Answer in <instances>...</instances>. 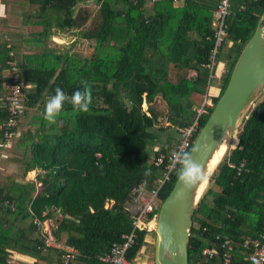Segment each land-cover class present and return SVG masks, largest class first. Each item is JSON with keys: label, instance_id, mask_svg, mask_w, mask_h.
Masks as SVG:
<instances>
[{"label": "trees", "instance_id": "trees-1", "mask_svg": "<svg viewBox=\"0 0 264 264\" xmlns=\"http://www.w3.org/2000/svg\"><path fill=\"white\" fill-rule=\"evenodd\" d=\"M136 1L24 0L21 7L27 12L23 10L21 19L27 30L0 28V125L8 115V60L18 62L22 81L29 86L20 134L12 145L23 153L22 159L15 156L17 169H6L0 176V264H13L9 261L15 255L34 260L19 264H60V249L41 250L45 233L34 218L56 219L55 240L79 252L73 264H105L101 257L132 231L125 203L135 188L156 186L162 170L152 161L170 154L177 144L166 135L168 129L178 132L191 125L199 105L191 97L203 98L207 88L210 91L206 64L215 43V2L185 0L176 5V0H168L152 4L149 13L148 0ZM89 2L98 7L92 28L87 27L92 14L78 9ZM263 13L264 0L231 1L226 30L232 47L222 59L228 69L224 91ZM62 37H77L92 53L62 49L53 41ZM162 71L172 76L158 79ZM85 81L91 86L90 111L75 112L65 104L56 122H48L44 106L56 88L70 96L82 90ZM220 97H214L215 102ZM159 101L165 103L166 113L158 110ZM212 111L202 118L203 126ZM237 133V146L221 159L195 210L189 264H222L225 251L219 242L211 261L206 263L202 256L218 235L235 246L232 264H248L243 241L264 234V92ZM3 142L0 130V156L12 148H3ZM35 167L43 173L31 182L27 174ZM176 180L162 191L163 201ZM146 237L141 231L130 249L133 263L147 245Z\"/></svg>", "mask_w": 264, "mask_h": 264}, {"label": "built area", "instance_id": "built-area-1", "mask_svg": "<svg viewBox=\"0 0 264 264\" xmlns=\"http://www.w3.org/2000/svg\"><path fill=\"white\" fill-rule=\"evenodd\" d=\"M129 1L134 5H137L136 0ZM151 1L156 3L164 0ZM231 1L232 0H217L214 21L215 32L213 37L215 43L210 51L208 63L206 64V67L209 69V85L216 77L215 72L218 66L220 52L227 42L228 33L226 30V22L231 16ZM5 39L8 43V47H10V38L5 36ZM10 55L12 56L13 54L11 53ZM7 65V74L10 83L7 84L8 94L4 102L8 115L5 123L0 125V130L3 132L4 138L2 146L5 149L10 148L19 137L20 117L24 109V94L29 87L22 81L21 69L18 62L15 59H10L8 60ZM227 74L228 69L225 67L221 72V76L224 77ZM215 104L216 102L214 98L209 96V88H207L202 102L196 108L197 115L193 123L178 128L180 138L178 143L172 148L171 153L181 149L189 151L193 148L197 136H199L198 134L203 127L201 120L206 114L210 113L215 107ZM171 153L159 155L152 161L155 167L162 170V175L156 180V186L148 190L143 187L135 188L132 192L131 198L125 203V209L133 220L132 231L123 234L120 241L113 243L109 252L101 257V260L105 264H134L128 258V253L130 249L136 245L139 233L141 231L150 233L157 230V209L160 208L163 203L161 193L165 187L173 183L175 177H177L178 166H173ZM244 164L245 161H243L238 168L237 175H240L242 172ZM5 204L10 206L12 211L15 210L14 205L10 204L8 201H6ZM34 224L45 233V246L44 248H41L42 251H45L48 248L60 249V251H62L60 264H73L77 260L79 257L78 250L73 246L56 241L52 235L53 233L45 227V221H40L39 219L34 218ZM216 242H219L220 244L218 245L225 251L222 264H232L235 246L231 240L223 239L219 235L216 236L215 241L212 242L210 246L205 247L202 251V256L205 258L206 263L211 261L218 253ZM243 247L246 248V251L248 252L245 258L248 264H264V234H261L256 239L244 240ZM9 263L12 262L9 261Z\"/></svg>", "mask_w": 264, "mask_h": 264}, {"label": "water", "instance_id": "water-1", "mask_svg": "<svg viewBox=\"0 0 264 264\" xmlns=\"http://www.w3.org/2000/svg\"><path fill=\"white\" fill-rule=\"evenodd\" d=\"M263 20L264 13L255 33L242 50L223 95L216 102L193 146L203 149L194 158L205 166L210 180L220 163L212 168L215 155L224 146L221 159L224 157L230 142L238 134L242 118L264 92ZM231 148L235 146L231 144ZM208 184L187 190L176 180L158 214L155 264H189L188 243L193 216Z\"/></svg>", "mask_w": 264, "mask_h": 264}, {"label": "crops", "instance_id": "crops-1", "mask_svg": "<svg viewBox=\"0 0 264 264\" xmlns=\"http://www.w3.org/2000/svg\"><path fill=\"white\" fill-rule=\"evenodd\" d=\"M167 1L168 0L162 1V2H167ZM184 1L185 0H176L175 1V4L178 5L180 2L182 3ZM212 1H214L215 4H216V6H217V0H212ZM23 2H24V0H1V4H0V28L1 29H3V28L6 29V28H18V27H22L25 30H27V26L23 24V20L21 19L22 15H23L22 12L24 10L21 7V4ZM148 2L149 3L147 5V9H148V12L150 13L152 11V4H154V3L151 0H148ZM81 7H83L84 9H87L88 12L92 14V17L98 11V7H96L95 4L93 5L92 2H89L87 4H82V5H80L78 7V9H80ZM24 12H27V10H24ZM214 21H215V12H214ZM90 22H91V20L88 23L89 25H90ZM87 27H88V25H87ZM54 39L57 40L58 38H54ZM67 39H68L69 42L66 41ZM77 40H78L77 37L63 38V41L67 42V44L70 43L72 45V47H70V48H72L73 51L79 52V53H82V51H83L82 54H88V55H90L92 53V49L90 47H88V45L86 43H83V45H80L81 44V41H77ZM221 62H223V61L221 60ZM223 63H225V62H223ZM195 75H196V72L191 71L189 76H191V77L193 76L194 77ZM171 76L172 75H171V73L169 71H162L159 74V78L158 79H167V78H170ZM219 77H220L221 80H223V76H221V73L219 74ZM201 98H202V95H196V96L191 97V100L192 101H195L197 103L199 102V104H200L202 102V100H203V98H202V100H201ZM146 108H147V105H146ZM158 110L160 112H163V113H166L167 112L166 105H165V103L163 101H159V103H158ZM162 119L163 118L160 117V120H162ZM167 125H168V123L165 124V126H167ZM175 131H176V129H175ZM171 136L173 138H175L177 140V143H178L179 138H180V135L178 134V132L176 131L175 132V135H171ZM14 157L15 156H13L12 158H14ZM12 158L10 160L13 162L14 160ZM8 159H9V156L7 154H2L0 156V164L3 162V160H5V162H7ZM1 168L2 167H0V176H2V174H4L5 173V170H6L5 169L6 167H3L4 169H1ZM42 173L43 172L41 170H39L38 168L35 167L34 169H32L31 171L28 172V174H27V180H29L31 182H36L37 181V177L38 176H41ZM37 186H39L38 183H37ZM14 208H15V206H14ZM55 220L56 219H49V220H46L45 221L46 222L45 227L47 229H49L50 232H52V233H53V230L56 229V227H57ZM155 237H156V230H154V231H152L150 233H147V237H146V243H147V245L142 249V252H141V254L146 253V256L148 257L147 264H155V261H154ZM137 259H138V256H137ZM21 261L33 263L34 260L33 259H29L27 257L19 256V255H15L13 257V259L11 260V262L13 264H19Z\"/></svg>", "mask_w": 264, "mask_h": 264}, {"label": "clouds", "instance_id": "clouds-1", "mask_svg": "<svg viewBox=\"0 0 264 264\" xmlns=\"http://www.w3.org/2000/svg\"><path fill=\"white\" fill-rule=\"evenodd\" d=\"M82 90L68 95L61 88H56L55 94L50 96L44 106V118L55 123L64 110L65 104H70L75 112L88 113L90 111L92 96L91 86L85 81ZM202 148L193 147L189 151L183 149L171 153L174 167H177L178 182L187 190L207 185L210 176L205 166L194 157Z\"/></svg>", "mask_w": 264, "mask_h": 264}, {"label": "rangeland", "instance_id": "rangeland-1", "mask_svg": "<svg viewBox=\"0 0 264 264\" xmlns=\"http://www.w3.org/2000/svg\"><path fill=\"white\" fill-rule=\"evenodd\" d=\"M96 19V13L94 14V16L92 17L91 19V22H90V25L88 24V28H92L94 27V23L92 21H94ZM63 38H58L57 40H53L55 43H58V45L60 44L62 46V49H68L70 50L71 52L73 51L72 48V45L69 43L67 44V42L63 41ZM68 41V39L66 40ZM227 42L225 43L224 47L221 49V52H220V59H219V62H218V66L216 68V72H215V79L212 81L211 85H210V91H209V96L212 97V98H218L221 96L222 92L224 91V83L225 81L221 80L220 77H219V74L222 72V70L227 66L226 63H223L221 62V60L223 59V61L226 59L228 53H229V50L231 49L232 47V41H230L229 39L226 40ZM69 42V41H68ZM80 45H83L82 43ZM76 49V48H75ZM74 49V50H75ZM78 51V50H77ZM83 53V51H82ZM87 53V52H86ZM202 100V98H201ZM144 109L146 110V104L144 103ZM27 124V120H23V123H22V129L26 128ZM175 128L172 127V128H169L166 135H175ZM237 139V136L235 137ZM233 142V141H232ZM230 142V145H229V148L228 149H231V143ZM16 143V140L15 142L13 143V145ZM7 155L9 156V159L7 160V162H5V160H3V162L0 164V167H2L1 169H4L3 167H6L5 169H10V170H15L17 169V166L15 164V158H12L13 156H19L18 158L19 159H22V155L23 153L20 152L19 150H16L13 148H10L8 151H6ZM13 159L14 161L12 162L10 159ZM208 187V186H207ZM207 189V188H206ZM206 191V190H205ZM205 193V192H204ZM159 211H160V208L157 209V212L159 214ZM142 252V250H141ZM141 252L139 253L138 255V259L134 262V264H147V259L148 257L146 256V253L144 254H141Z\"/></svg>", "mask_w": 264, "mask_h": 264}, {"label": "bare ground", "instance_id": "bare-ground-1", "mask_svg": "<svg viewBox=\"0 0 264 264\" xmlns=\"http://www.w3.org/2000/svg\"><path fill=\"white\" fill-rule=\"evenodd\" d=\"M238 143V139L234 138L233 142L231 143L232 146H236ZM224 151V146L222 147V149L217 152V154L215 155L213 161H212V168L216 167V165L221 161V156H222V153Z\"/></svg>", "mask_w": 264, "mask_h": 264}]
</instances>
